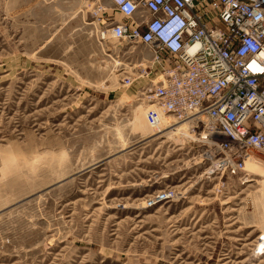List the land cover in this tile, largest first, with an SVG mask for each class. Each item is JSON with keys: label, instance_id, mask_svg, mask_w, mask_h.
<instances>
[{"label": "rangeland", "instance_id": "1", "mask_svg": "<svg viewBox=\"0 0 264 264\" xmlns=\"http://www.w3.org/2000/svg\"><path fill=\"white\" fill-rule=\"evenodd\" d=\"M122 21L0 0V264H264V171L211 173L197 132L155 134L151 51L101 36Z\"/></svg>", "mask_w": 264, "mask_h": 264}, {"label": "built area", "instance_id": "2", "mask_svg": "<svg viewBox=\"0 0 264 264\" xmlns=\"http://www.w3.org/2000/svg\"><path fill=\"white\" fill-rule=\"evenodd\" d=\"M126 21L101 36L151 51L143 75L154 130L187 122L211 173L245 174L264 154V0H109ZM153 194L148 205L174 199Z\"/></svg>", "mask_w": 264, "mask_h": 264}, {"label": "bare ground", "instance_id": "3", "mask_svg": "<svg viewBox=\"0 0 264 264\" xmlns=\"http://www.w3.org/2000/svg\"><path fill=\"white\" fill-rule=\"evenodd\" d=\"M147 106H149V104H147L146 107ZM144 112H145V109H144ZM176 127L181 129L180 132L183 131L186 136L190 137L189 139H192V138L195 139L196 138L195 134L192 132V130L190 128V125L187 122H181V123L175 124L174 126H172L170 129H168L166 131H170ZM153 131L155 132V134H157V133L163 132V129H159V130L153 129ZM166 131H164V132H166ZM174 133H176V132L174 131L171 134H174ZM246 171H247L246 172L247 176L254 175L255 172H263L264 171V160L259 158V161L255 160V161H252L251 163H247L246 164ZM263 177H264V175H263ZM262 182H264V181L262 180Z\"/></svg>", "mask_w": 264, "mask_h": 264}]
</instances>
